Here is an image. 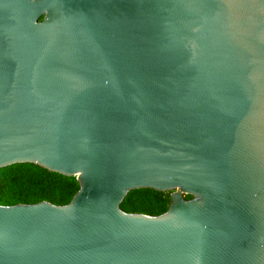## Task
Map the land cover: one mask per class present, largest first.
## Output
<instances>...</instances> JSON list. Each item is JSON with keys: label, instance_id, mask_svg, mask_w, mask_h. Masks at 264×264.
I'll return each mask as SVG.
<instances>
[{"label": "water", "instance_id": "obj_1", "mask_svg": "<svg viewBox=\"0 0 264 264\" xmlns=\"http://www.w3.org/2000/svg\"><path fill=\"white\" fill-rule=\"evenodd\" d=\"M0 264H264V0H0ZM168 192L156 216L125 213ZM190 196V199H186Z\"/></svg>", "mask_w": 264, "mask_h": 264}, {"label": "trees", "instance_id": "obj_2", "mask_svg": "<svg viewBox=\"0 0 264 264\" xmlns=\"http://www.w3.org/2000/svg\"><path fill=\"white\" fill-rule=\"evenodd\" d=\"M79 190L75 177H65L35 164H14L0 169V205L35 204L42 201L65 205ZM190 199V196H186ZM168 192L152 189L130 191L120 204L125 213L156 216L168 209Z\"/></svg>", "mask_w": 264, "mask_h": 264}, {"label": "flooded vegetation", "instance_id": "obj_3", "mask_svg": "<svg viewBox=\"0 0 264 264\" xmlns=\"http://www.w3.org/2000/svg\"><path fill=\"white\" fill-rule=\"evenodd\" d=\"M189 199V198H188Z\"/></svg>", "mask_w": 264, "mask_h": 264}]
</instances>
